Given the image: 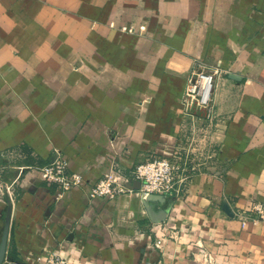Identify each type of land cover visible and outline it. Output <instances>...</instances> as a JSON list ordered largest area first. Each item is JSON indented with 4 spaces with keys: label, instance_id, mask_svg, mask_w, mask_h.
<instances>
[{
    "label": "crops",
    "instance_id": "crops-1",
    "mask_svg": "<svg viewBox=\"0 0 264 264\" xmlns=\"http://www.w3.org/2000/svg\"><path fill=\"white\" fill-rule=\"evenodd\" d=\"M198 65L220 73L210 125L182 104ZM191 138L214 154L177 197L88 198ZM56 153L86 187L41 181ZM0 166L28 169L0 195V264H264V214L236 218L264 208V0H0Z\"/></svg>",
    "mask_w": 264,
    "mask_h": 264
},
{
    "label": "built area",
    "instance_id": "built-area-1",
    "mask_svg": "<svg viewBox=\"0 0 264 264\" xmlns=\"http://www.w3.org/2000/svg\"><path fill=\"white\" fill-rule=\"evenodd\" d=\"M220 73L216 70L209 71L198 65L189 77L182 99L185 115L192 122L201 120L212 123L211 97L214 89L215 78ZM200 139H190L187 147L176 149L169 158L151 156L134 167L133 174L129 178L121 169L111 175H104L87 190L89 199L106 198L113 199L126 193H134L146 199L150 195L163 198L177 197L186 186L191 174L198 172V168L213 157V151L204 148L196 150L200 146ZM28 169L17 168L18 173L8 182L0 181V195L5 197L10 205L16 200L15 189L19 184L20 175ZM39 178L45 185L57 190L60 196L74 188L87 186L84 177L69 168L67 160L56 153L44 165L36 167ZM5 167L0 166V175H3ZM122 174V175H121ZM131 179V180H130ZM136 183L137 188L131 187L130 182ZM129 184V185H126ZM264 214V208L259 203H254L248 210L238 211L236 218L242 226L248 222L257 223ZM4 264H15L8 257L4 258ZM44 264H67L63 258L51 255Z\"/></svg>",
    "mask_w": 264,
    "mask_h": 264
},
{
    "label": "rangeland",
    "instance_id": "rangeland-1",
    "mask_svg": "<svg viewBox=\"0 0 264 264\" xmlns=\"http://www.w3.org/2000/svg\"><path fill=\"white\" fill-rule=\"evenodd\" d=\"M128 32H133V30L132 29H128ZM185 147H187V146H185ZM202 148H203L202 146H196L195 149L198 150V151H200ZM16 157L15 158L14 157L8 158V162L9 163H13L14 162L13 160H16ZM4 172H3V175H0V181L3 182V183L8 182L7 178L4 177ZM129 194H134V193H126L124 195H129ZM142 199L145 200L144 198H142ZM3 264H4V260H3Z\"/></svg>",
    "mask_w": 264,
    "mask_h": 264
},
{
    "label": "water",
    "instance_id": "water-1",
    "mask_svg": "<svg viewBox=\"0 0 264 264\" xmlns=\"http://www.w3.org/2000/svg\"><path fill=\"white\" fill-rule=\"evenodd\" d=\"M145 200H147V201H164L165 198H163V197H161V196H152V195H150V196L147 197ZM4 258H5V257H3L2 262H3Z\"/></svg>",
    "mask_w": 264,
    "mask_h": 264
}]
</instances>
